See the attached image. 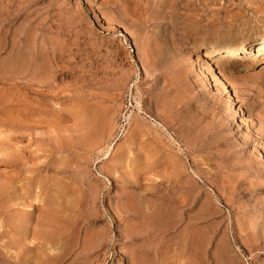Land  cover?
I'll return each instance as SVG.
<instances>
[{
	"label": "rangeland",
	"instance_id": "obj_1",
	"mask_svg": "<svg viewBox=\"0 0 264 264\" xmlns=\"http://www.w3.org/2000/svg\"><path fill=\"white\" fill-rule=\"evenodd\" d=\"M262 41L264 0H0V264H264Z\"/></svg>",
	"mask_w": 264,
	"mask_h": 264
},
{
	"label": "bare ground",
	"instance_id": "obj_2",
	"mask_svg": "<svg viewBox=\"0 0 264 264\" xmlns=\"http://www.w3.org/2000/svg\"><path fill=\"white\" fill-rule=\"evenodd\" d=\"M233 46H235V47H237V48H244L245 47V44H244V42L243 41H241V42H238L237 44H235V45H233ZM228 47H230V46H227L225 49H229ZM224 49V47L223 46H213L212 48H211V54H210V56H209V58H207L206 60H204L203 62H204V64H203V68L205 69V71H207L208 73H214V74H216V75H218V71H216V69H215V67H214V58L218 55V54H220L221 52H223V51H226ZM237 50V49H236ZM234 51V50H233ZM227 52H228V50H227ZM255 52L256 53H263L264 54V42L262 41L260 44H258L257 46H256V50H255ZM228 53H230L231 55H229V57H232L233 56V54H232V51H230V52H228ZM228 56V55H227ZM221 74V73H220ZM220 79V78H219ZM221 80H222V78H221ZM225 80V79H224ZM223 80V81H224ZM204 81L205 82H207L208 83V85H209V83H210V81H209V78L207 77V75L205 74V76H204ZM222 81V82H223ZM219 84V83H218ZM221 84V83H220ZM219 84V85H220ZM222 85H224L225 86V84H223L222 83ZM224 88V87H223ZM221 89V88H220ZM224 90V89H223ZM99 137V136H98ZM258 148H264V144H263V141L262 140H260L259 142H258V146H257ZM189 190V189H188ZM170 200V199H169ZM174 203V202H173ZM29 207V206H28ZM143 217V216H142ZM187 234V233H186ZM187 236H189V234L187 235ZM187 238H189V237H187ZM188 241H189V239H188ZM188 245V244H187ZM256 263V261H255V257H253L252 258V264H255Z\"/></svg>",
	"mask_w": 264,
	"mask_h": 264
}]
</instances>
